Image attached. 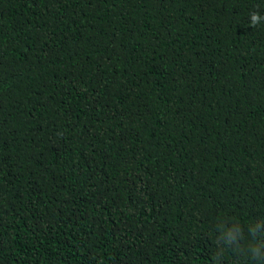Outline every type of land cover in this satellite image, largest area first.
I'll return each mask as SVG.
<instances>
[{
	"label": "trees",
	"instance_id": "trees-1",
	"mask_svg": "<svg viewBox=\"0 0 264 264\" xmlns=\"http://www.w3.org/2000/svg\"><path fill=\"white\" fill-rule=\"evenodd\" d=\"M253 247L264 0H0V264H264Z\"/></svg>",
	"mask_w": 264,
	"mask_h": 264
},
{
	"label": "clouds",
	"instance_id": "clouds-1",
	"mask_svg": "<svg viewBox=\"0 0 264 264\" xmlns=\"http://www.w3.org/2000/svg\"><path fill=\"white\" fill-rule=\"evenodd\" d=\"M250 16H251L250 25L252 27H255L256 25L259 24V21L261 20V16L259 15L258 12H252ZM251 254L254 259L264 262V254H261L258 248L253 247L251 249Z\"/></svg>",
	"mask_w": 264,
	"mask_h": 264
}]
</instances>
